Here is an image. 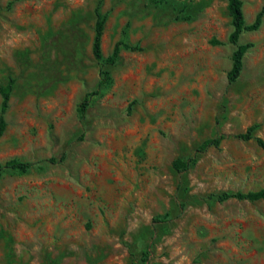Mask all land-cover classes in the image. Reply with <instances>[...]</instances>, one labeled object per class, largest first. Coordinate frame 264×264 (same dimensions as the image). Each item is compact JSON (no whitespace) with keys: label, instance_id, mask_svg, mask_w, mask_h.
Instances as JSON below:
<instances>
[{"label":"rangeland","instance_id":"rangeland-1","mask_svg":"<svg viewBox=\"0 0 264 264\" xmlns=\"http://www.w3.org/2000/svg\"><path fill=\"white\" fill-rule=\"evenodd\" d=\"M241 3L229 83L226 0H0V165L31 164L0 177V264H264V200L211 197L264 189V0Z\"/></svg>","mask_w":264,"mask_h":264},{"label":"trees","instance_id":"trees-1","mask_svg":"<svg viewBox=\"0 0 264 264\" xmlns=\"http://www.w3.org/2000/svg\"><path fill=\"white\" fill-rule=\"evenodd\" d=\"M227 5V13L230 18V23L232 30L228 36V42L235 46V49L231 56V68L226 74L227 81L229 83H234L240 76L243 70V59L248 50L252 47L251 43H244L239 44V38L243 33L246 32H254L256 31L260 24H261V16L262 12H260L255 20L251 24H246L244 21V16L242 12V3L241 0H226ZM104 27V19L98 15L97 20L94 25V37L92 41L91 51L94 60L100 66V80H99V88L103 89L109 86L111 82L110 73L107 67L112 66L115 64L116 60L118 59L119 48L121 44H117L111 55L104 58L102 55L101 50V36ZM214 44H217V41H213ZM10 87V86H9ZM9 87L5 90L1 91L2 95V108L5 109L7 100H8V91ZM98 92H94L89 94L80 104L78 107V113L81 118L84 117L87 108L89 106V97L97 95ZM5 127V123L2 119H0V135L2 134ZM253 127H250L246 130L245 133L237 135V138L248 141L253 139ZM224 136H219L213 139H207L203 141L197 148V152L202 153L209 148H216L219 146L221 140ZM257 143L262 146V142L258 139ZM193 158H189L187 160L176 159L173 162V168L177 172H184L187 171L194 163ZM49 162L54 163V159H49ZM31 164L27 162H20L16 159H10L4 162L3 165H0V177L2 175V171L4 169H10L16 171L18 173H25L30 168ZM212 198H215L219 202L226 201L228 199H236V200H248V201H258L264 200V189L254 191V192H247V193H221L218 195H211ZM146 252H143V255H146Z\"/></svg>","mask_w":264,"mask_h":264}]
</instances>
